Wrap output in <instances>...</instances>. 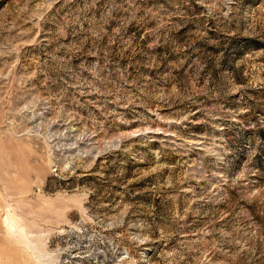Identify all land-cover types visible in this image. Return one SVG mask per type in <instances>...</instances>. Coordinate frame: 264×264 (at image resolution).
Wrapping results in <instances>:
<instances>
[{
    "label": "rangeland",
    "instance_id": "obj_1",
    "mask_svg": "<svg viewBox=\"0 0 264 264\" xmlns=\"http://www.w3.org/2000/svg\"><path fill=\"white\" fill-rule=\"evenodd\" d=\"M0 264H264V0H0Z\"/></svg>",
    "mask_w": 264,
    "mask_h": 264
}]
</instances>
